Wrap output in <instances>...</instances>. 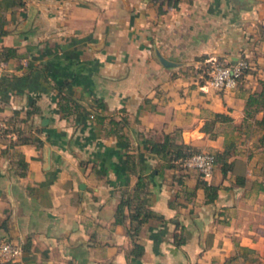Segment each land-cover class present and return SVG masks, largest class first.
Instances as JSON below:
<instances>
[{"label": "crops", "instance_id": "obj_1", "mask_svg": "<svg viewBox=\"0 0 264 264\" xmlns=\"http://www.w3.org/2000/svg\"><path fill=\"white\" fill-rule=\"evenodd\" d=\"M6 18L0 46L17 55L0 61V239L29 245L0 264H250L231 258L240 247L261 258L264 145L242 119L264 79V0H26ZM241 57L252 68L237 86L207 84L211 65ZM58 84L79 104L71 113ZM96 114L125 119V139ZM174 131L198 151L230 143L231 169L215 163L206 180L212 201L195 169H159L146 149V137ZM124 153L144 163L155 213L136 236L138 258L128 218L114 222L120 189L137 179Z\"/></svg>", "mask_w": 264, "mask_h": 264}, {"label": "trees", "instance_id": "obj_2", "mask_svg": "<svg viewBox=\"0 0 264 264\" xmlns=\"http://www.w3.org/2000/svg\"><path fill=\"white\" fill-rule=\"evenodd\" d=\"M26 0H0V36L3 35L6 30L4 25L7 22L6 13L9 12L12 14L16 9L25 7ZM17 55L16 49L13 46H0V61H6L7 59ZM248 66L242 69L241 74L237 78L236 85L243 79L244 75L249 72L252 68L251 62ZM234 62V61H233ZM233 62L227 63H218L220 65H228ZM206 68V67H205ZM63 85H56V90L58 93L59 109L66 113H71L79 107V104L72 98L69 92L62 87ZM101 102H97V106H101ZM261 113L260 117H256L257 113ZM214 116L217 118H222V120L229 121L231 118L221 113H215ZM96 119L104 123L109 124L108 131L112 132L116 136L118 142L125 139L124 133L122 131L123 125H126L127 122L125 119L120 118L116 121L111 117H108L106 121L104 118L106 116L96 114ZM247 118L251 119L247 125L250 123L254 124L257 129L260 130L256 140L260 145H264V79L260 80V88L258 90L248 92L244 97V107H243V121H246ZM7 126L0 131V138L7 133ZM18 140H28L27 137L21 136L20 132L17 133V138L14 141ZM12 141V142H14ZM38 141V140H37ZM36 141V142H37ZM146 149L154 154L159 161V169L163 168H181L185 167L183 165V160L185 157L190 154L197 152L198 150L187 143H184L178 139L177 131L172 133H165L159 139L153 137H146ZM39 143V141H38ZM230 143L226 144L222 150L212 152L214 156V161L219 165L221 173L224 175L227 170L231 169L232 161L228 160L230 155ZM124 161L127 164L129 171L137 173V179L131 188H121L120 196L114 210V222L123 223L126 218H128V224L126 226V233L132 239V246L128 252L129 256L133 258H138L142 254V245L136 241V236L140 228L150 217H155L154 211L148 206L147 198V176L148 173L145 172L144 163L141 162L138 158V155L135 153H124ZM158 172L157 167H154ZM23 173V172H21ZM198 179L196 181L195 187H201L204 192L203 202L208 203L214 199L216 196L217 185L208 183L203 179L198 173ZM237 184H242L243 179L237 178ZM191 191H194L191 190ZM127 208V213H124V208ZM176 243L183 241V238L175 240ZM29 241L25 240L22 244V256L27 250ZM252 250L246 247H240L236 249V253L231 257L243 256L248 257L251 261H257L258 257L253 256Z\"/></svg>", "mask_w": 264, "mask_h": 264}, {"label": "built area", "instance_id": "obj_3", "mask_svg": "<svg viewBox=\"0 0 264 264\" xmlns=\"http://www.w3.org/2000/svg\"><path fill=\"white\" fill-rule=\"evenodd\" d=\"M248 64L249 62L243 58H238L228 65L213 64L206 72V82L213 89L217 90L233 88L236 85L237 78L241 74L242 69L246 68ZM5 127L6 123L0 118V131ZM183 165L195 169L203 179L207 180L211 177L215 167L213 153L205 150L194 152L185 157ZM21 254L22 246L20 243L0 239V263L19 258Z\"/></svg>", "mask_w": 264, "mask_h": 264}, {"label": "rangeland", "instance_id": "obj_4", "mask_svg": "<svg viewBox=\"0 0 264 264\" xmlns=\"http://www.w3.org/2000/svg\"><path fill=\"white\" fill-rule=\"evenodd\" d=\"M260 257L261 258H258L257 261H251L250 264H264V254Z\"/></svg>", "mask_w": 264, "mask_h": 264}, {"label": "water", "instance_id": "obj_5", "mask_svg": "<svg viewBox=\"0 0 264 264\" xmlns=\"http://www.w3.org/2000/svg\"><path fill=\"white\" fill-rule=\"evenodd\" d=\"M160 60H161V62H162L163 64H165V65H168V64L171 63V62H169V61H167V60H165V59H163V58H160Z\"/></svg>", "mask_w": 264, "mask_h": 264}]
</instances>
